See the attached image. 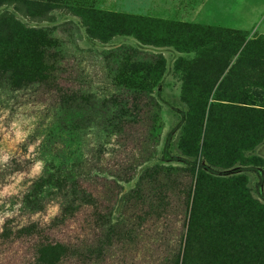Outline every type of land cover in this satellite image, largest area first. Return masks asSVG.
<instances>
[{"label": "trees", "instance_id": "1", "mask_svg": "<svg viewBox=\"0 0 264 264\" xmlns=\"http://www.w3.org/2000/svg\"><path fill=\"white\" fill-rule=\"evenodd\" d=\"M8 2L0 0V5ZM24 3L37 10L36 14L46 7L36 1ZM80 17L87 22L89 34L101 40L132 36L145 44L161 47L189 46L188 52L195 53L194 58L175 63L184 74V100L208 109L225 107L226 104H213L211 101L216 99L209 97L205 87L214 83V77H221L230 59L235 58L223 79L232 78L234 84V91L225 102L232 111L250 117L258 125L264 122V34L248 38L240 30L171 24L97 9L80 11ZM157 29L162 36H157ZM25 56L31 59L30 84L32 80L54 81L49 59L54 60L58 70L66 67L64 70L69 76L65 87H55L58 101L50 108V119L37 146L42 173L14 197L10 209L13 216L4 220L0 238L27 236L31 241L29 264H88L94 259L101 260L109 247L133 234V230L120 228L111 210L119 188L115 181L132 179L134 166L138 165L135 157L128 159L129 166L127 162L121 170L112 173L110 180L92 178L86 171L92 161L86 147L92 145L90 142L97 130L106 138L101 147L121 137L129 126L137 123L135 112L143 103L155 111V125L156 114L160 122V105L170 108L172 105L160 90L154 95L148 92L144 82L148 78L159 82L164 61L130 48L108 53L80 50L74 36L63 28L27 29L11 14L3 12L0 15V69L15 70ZM132 69L134 73H130ZM206 115L212 116L209 111ZM90 136L91 141L86 144ZM209 143L214 150L210 155L214 157L216 144L213 140ZM171 149L172 135L167 133L162 150L164 159L171 158ZM189 166V173L198 170L195 163ZM200 175L202 181L206 180L207 203L212 212L208 215L205 211L204 215L198 204L195 205L196 186L200 184L196 176L193 199L190 200V189L185 204L184 232L168 264H178L181 255L182 263L188 256L192 257L193 264H264V208L259 209L248 198L240 180L223 181ZM94 192L100 196L107 194L113 200L105 213L99 209ZM50 203L58 206V214L51 220L35 219ZM157 209L161 208L156 206ZM72 222L76 223L78 232H84L86 223L94 228L96 225L100 230L97 241L79 247L73 237L69 242L50 237Z\"/></svg>", "mask_w": 264, "mask_h": 264}, {"label": "rangeland", "instance_id": "2", "mask_svg": "<svg viewBox=\"0 0 264 264\" xmlns=\"http://www.w3.org/2000/svg\"><path fill=\"white\" fill-rule=\"evenodd\" d=\"M24 1H36L46 7L36 14L37 10H32ZM90 9L150 17L171 24L240 30L253 38L264 34V0H10L0 5V15L8 12L27 29H65L74 36L80 50L108 53L130 48L164 61L159 82L148 78L144 85L153 95L160 90L172 107L160 105V122L156 114L155 125V111L143 103L135 112L137 123L103 147L106 138L97 130L86 141L88 144L92 138V145L86 147L92 160L86 171L92 178L110 180L112 173L121 170L127 162L126 166L130 165L128 159L136 157L135 165H138L134 166L132 179L115 181L119 188L111 210L120 228L133 230V234L109 247L103 259H94L88 264H168L184 232L185 204L190 189V200L193 199L196 176L200 184L196 186L195 205L198 204L204 215L205 211L209 215L212 210L207 203L206 180L202 181L200 174L223 181L240 180L248 198L259 209L264 208V122L258 125L250 117L232 111L225 102L234 91V84L232 78L223 79L235 58L230 59L221 77H214V83L205 87L209 97L216 99L211 102L226 104L225 107L216 110L187 103L182 93L184 74L175 63L194 58L195 53L188 52L189 46L161 47L145 44L132 36L98 39L89 34L87 22L80 17V11ZM156 34L163 35L161 30ZM20 61L13 71L0 69V232L6 217L13 216L10 209L14 197L42 173L37 146L50 119V108L58 101L55 87H65L69 76L64 70L66 67L58 70L54 60L49 59L54 81L32 80L30 84L31 59L25 56ZM208 111L212 114L209 118ZM167 133L172 135L169 160L162 155ZM210 140L217 147L214 157L210 155L214 151ZM193 163L198 170L192 174L188 169ZM94 196L102 212L109 210L113 201L110 196L95 192ZM156 206L161 209L156 210ZM57 214L58 206L50 203L35 219L51 220ZM91 226L86 223L84 232H78L76 223L72 222L50 237L62 242H69L73 237L79 247H84L95 243L100 235L97 226ZM30 247L27 236L1 237L0 264H29ZM191 261L192 257L187 256L182 263L181 255L178 264H193Z\"/></svg>", "mask_w": 264, "mask_h": 264}]
</instances>
